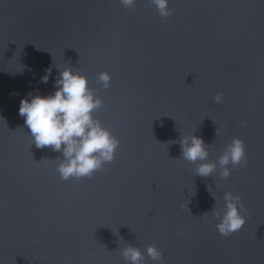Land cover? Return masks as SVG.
<instances>
[{
	"label": "water",
	"instance_id": "95a60500",
	"mask_svg": "<svg viewBox=\"0 0 264 264\" xmlns=\"http://www.w3.org/2000/svg\"><path fill=\"white\" fill-rule=\"evenodd\" d=\"M168 7L162 18L150 0H0V264H126L125 243L156 245L159 264H264V0ZM52 57L86 76L103 101L94 117L119 140L90 178L60 179L61 153L31 145L18 115L26 94L54 91ZM191 133L209 161L239 137L246 163L195 176L179 144ZM225 191L246 223L221 236Z\"/></svg>",
	"mask_w": 264,
	"mask_h": 264
},
{
	"label": "clouds",
	"instance_id": "9594fccd",
	"mask_svg": "<svg viewBox=\"0 0 264 264\" xmlns=\"http://www.w3.org/2000/svg\"><path fill=\"white\" fill-rule=\"evenodd\" d=\"M135 2L136 0H119L121 7L125 9L133 8ZM150 3L155 6L160 17L167 18L172 14V9L168 7L169 0H150ZM52 66H55L53 57ZM55 67L59 71L54 78V91L47 95L39 94V90H36V94H26L20 100L18 115L23 117L24 125L29 130L31 145L34 144L38 149L49 147L53 152L61 153L56 166L60 179L90 178L105 163L115 159L119 140L94 117L93 113L102 106L103 101L88 86L86 76L74 70L70 64ZM50 75L51 66L44 70L40 82L46 84ZM110 82L109 72L98 73L97 83L102 88H110ZM221 100L222 94L218 93L214 102L220 103ZM0 118L5 121L2 116ZM241 124L246 122L242 121ZM179 144L181 157L195 165V176H213L219 166L220 177L227 179L233 169L247 161L245 145L239 137H233L224 146L216 161L208 160L207 145L200 136L193 133L183 135ZM222 199V210L214 213L217 220L216 230L221 236H228L240 230L246 223L245 215L241 213L244 205L239 195L229 191L223 193ZM177 235L181 233L178 232ZM117 237L120 244L123 239L119 234ZM119 249L126 264H145V252L155 264L162 261V252L154 244L148 245L145 252L131 243H125L123 247L120 245Z\"/></svg>",
	"mask_w": 264,
	"mask_h": 264
}]
</instances>
